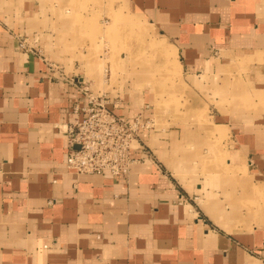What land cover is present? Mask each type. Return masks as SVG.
Listing matches in <instances>:
<instances>
[{"label": "crops", "instance_id": "obj_1", "mask_svg": "<svg viewBox=\"0 0 264 264\" xmlns=\"http://www.w3.org/2000/svg\"><path fill=\"white\" fill-rule=\"evenodd\" d=\"M121 1L194 84L213 85L224 68L229 75L243 70L248 91L234 95L233 109L251 103L249 95L253 109L225 115L217 108L222 115L212 119L229 129L230 156L246 165L253 213L235 219L234 209L210 198L201 208L198 196L147 149L152 129L126 177L68 171L64 130L83 99L79 87L97 92L60 59L32 49L41 48L38 42L23 50L21 27L0 19V264H261L264 0ZM144 90L127 83L104 96L117 114L151 119Z\"/></svg>", "mask_w": 264, "mask_h": 264}, {"label": "rangeland", "instance_id": "obj_2", "mask_svg": "<svg viewBox=\"0 0 264 264\" xmlns=\"http://www.w3.org/2000/svg\"><path fill=\"white\" fill-rule=\"evenodd\" d=\"M0 19L21 27L23 50L38 42L41 48H31L60 59L66 71L93 84L95 94L106 95L127 83L145 89L153 130L142 136L149 141L147 149L152 146L192 198L198 196L201 208L210 198L234 209L235 219L239 213H253L255 198L248 194L250 181L242 173L246 165L230 156L229 129L212 119L222 115L217 108L225 115L253 109L250 95L246 100L251 103L243 101L233 109L234 95L248 91L242 69L235 67L229 75L224 68L213 85L194 84L179 69L171 49L145 22L128 15L121 0H0Z\"/></svg>", "mask_w": 264, "mask_h": 264}, {"label": "built area", "instance_id": "obj_3", "mask_svg": "<svg viewBox=\"0 0 264 264\" xmlns=\"http://www.w3.org/2000/svg\"><path fill=\"white\" fill-rule=\"evenodd\" d=\"M22 47V45H20ZM82 101L73 105L74 117L66 126L65 167L75 174H108L126 177L141 149L142 136L152 129L151 119L141 113L117 114L104 95L81 83ZM264 262V248L256 253Z\"/></svg>", "mask_w": 264, "mask_h": 264}]
</instances>
